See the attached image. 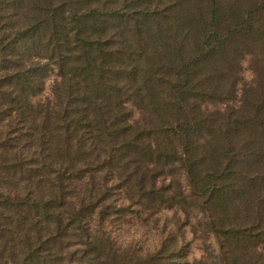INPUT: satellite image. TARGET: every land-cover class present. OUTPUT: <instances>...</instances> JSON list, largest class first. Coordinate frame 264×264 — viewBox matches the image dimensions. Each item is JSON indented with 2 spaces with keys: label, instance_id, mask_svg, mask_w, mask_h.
Instances as JSON below:
<instances>
[{
  "label": "trees",
  "instance_id": "obj_1",
  "mask_svg": "<svg viewBox=\"0 0 264 264\" xmlns=\"http://www.w3.org/2000/svg\"><path fill=\"white\" fill-rule=\"evenodd\" d=\"M0 264H264V0H0Z\"/></svg>",
  "mask_w": 264,
  "mask_h": 264
},
{
  "label": "rangeland",
  "instance_id": "obj_2",
  "mask_svg": "<svg viewBox=\"0 0 264 264\" xmlns=\"http://www.w3.org/2000/svg\"><path fill=\"white\" fill-rule=\"evenodd\" d=\"M244 69H245L244 78L249 79L250 73L246 69V64H244ZM49 84H50V80L47 82V86ZM48 95H49V87H46V90L43 93L42 98L47 97ZM169 216H170V213H167V217ZM137 237H139V235ZM186 240L191 242V247L189 250V258H188L190 261L194 258L198 259L203 255L204 246L210 245L212 248L214 247L213 239L211 236H207V239L205 238V240H203V238L200 237L198 234L195 238H192V235L187 233Z\"/></svg>",
  "mask_w": 264,
  "mask_h": 264
}]
</instances>
